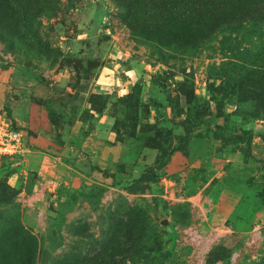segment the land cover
Returning <instances> with one entry per match:
<instances>
[{"label":"rangeland","instance_id":"374dc122","mask_svg":"<svg viewBox=\"0 0 264 264\" xmlns=\"http://www.w3.org/2000/svg\"><path fill=\"white\" fill-rule=\"evenodd\" d=\"M163 10L0 0V264H264V15Z\"/></svg>","mask_w":264,"mask_h":264},{"label":"trees","instance_id":"16d2710c","mask_svg":"<svg viewBox=\"0 0 264 264\" xmlns=\"http://www.w3.org/2000/svg\"><path fill=\"white\" fill-rule=\"evenodd\" d=\"M260 1L264 0H145V3L150 8L164 9L165 13L173 11L180 14V18L164 17L188 23V32L194 35L198 27L233 30L235 27H243V23L246 25L256 21L264 15V5Z\"/></svg>","mask_w":264,"mask_h":264},{"label":"built area","instance_id":"2783aa9c","mask_svg":"<svg viewBox=\"0 0 264 264\" xmlns=\"http://www.w3.org/2000/svg\"><path fill=\"white\" fill-rule=\"evenodd\" d=\"M28 152L23 131L0 113V159L19 163L26 159Z\"/></svg>","mask_w":264,"mask_h":264},{"label":"water","instance_id":"95a60500","mask_svg":"<svg viewBox=\"0 0 264 264\" xmlns=\"http://www.w3.org/2000/svg\"><path fill=\"white\" fill-rule=\"evenodd\" d=\"M164 223H165V221H164Z\"/></svg>","mask_w":264,"mask_h":264}]
</instances>
